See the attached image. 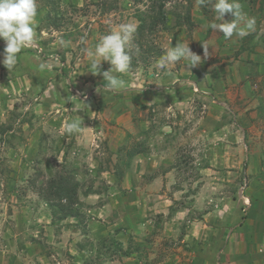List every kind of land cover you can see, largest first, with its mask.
Returning <instances> with one entry per match:
<instances>
[{
  "label": "rangeland",
  "instance_id": "rangeland-1",
  "mask_svg": "<svg viewBox=\"0 0 264 264\" xmlns=\"http://www.w3.org/2000/svg\"><path fill=\"white\" fill-rule=\"evenodd\" d=\"M195 1H165L169 21L133 35L129 69L112 73L126 86L110 92L102 76L110 63L93 75L88 50L121 24L137 27L142 17L148 25L159 2L37 0L36 46L18 54L11 72L0 64V264H222L229 253L234 264H264V19L257 6L238 1L255 18V31L226 40L208 27L219 23L215 0L208 14ZM181 43L202 62L157 68ZM5 47L0 39V61ZM40 63L52 67L41 71ZM253 111L260 119L249 117ZM74 120L81 130L66 133L65 122ZM235 123L250 130L246 149L234 154L241 135ZM225 124L229 158L236 159L209 168L204 137ZM150 155L166 160L159 174L172 170L159 192L172 198L168 204L142 190L158 170L143 171ZM62 172L78 183V216L53 222L40 189ZM106 204L112 212L100 211ZM205 216L226 223L214 222L213 236L209 225L191 226ZM248 219H258L256 240L243 236L253 228L244 229Z\"/></svg>",
  "mask_w": 264,
  "mask_h": 264
},
{
  "label": "clouds",
  "instance_id": "clouds-1",
  "mask_svg": "<svg viewBox=\"0 0 264 264\" xmlns=\"http://www.w3.org/2000/svg\"><path fill=\"white\" fill-rule=\"evenodd\" d=\"M209 0H197L198 5H204ZM215 20L208 25L213 30L219 31L223 37L228 40L233 35L244 38L252 31H255V18L248 17L241 10L238 0H215L213 4ZM225 14H230L232 20L226 22ZM37 15V0H0V39L6 47L3 51V59L0 61L8 72H11L18 62V54L24 49L36 46V33L34 30L35 17ZM136 31V25L133 23L121 24L117 30L102 37L96 45L95 50L89 49L87 56L91 62V73L100 74L99 66L102 61L110 63L111 68L102 73L103 79L107 82L106 89L110 92H116L126 86L123 79L113 75L116 73H125L129 69L132 57L128 48L131 44L133 35ZM64 40H60L61 46L65 45ZM205 55L207 48L204 47ZM184 60L189 68H195L199 65L201 57L193 53L188 44H177L170 47L156 64V67L165 70L170 65ZM41 71L51 68V63H40ZM65 131L68 134L78 133L81 130V121L65 122Z\"/></svg>",
  "mask_w": 264,
  "mask_h": 264
},
{
  "label": "crops",
  "instance_id": "crops-1",
  "mask_svg": "<svg viewBox=\"0 0 264 264\" xmlns=\"http://www.w3.org/2000/svg\"><path fill=\"white\" fill-rule=\"evenodd\" d=\"M252 114H253V117H252ZM249 117L250 118H257V119H260V116H259V114H258V112L257 111H253V112H251V113H249ZM237 124V125H236ZM235 125H236V127L238 128V132H240L241 133V135L238 133V140H237V143H238V146L236 147V152H234V154L235 153H237V152H239V151H242V147H244L245 149H246V143H247V140H246V130H250V128H246L247 126H248V124L247 123H245L244 125H243V127L242 126H239L238 125V123H235ZM230 125L229 124H225L219 131H217V132H215V133H212V134H206L205 135V139H206V141L209 143V148H210V150H211V157H209V158H211L210 159V166H209V168H211L213 165H212V162H217L218 160H219V162H221V164L223 163H226V162H228L229 160H235L236 159V157L234 156V157H232L231 159L229 158V150H230V146L228 145V138L227 137H225V134H223L222 135V130L223 129H226V128H228ZM224 131V130H223ZM239 135H240V138H239ZM239 143H240V145H239ZM224 149V150H223ZM224 151V153L223 154H221V151ZM213 155V156H212ZM214 157V158H213ZM144 159V158H143ZM144 161H145V163H144V165L142 166V169H143V171H145V169L147 170L149 167L150 168H153V169H155L156 168V166H158V170H156L157 172V174L154 176V178H152L150 181H148V182H144L143 183V191H145L146 192V197H147V199L148 198H150V197H159V198H162V202H164V203H167L168 204V202H170L171 200H172V198H170L169 196H168V194L166 193V192H164V193H159L161 190H162V188H164L165 190L169 187L168 186V184L169 183H167V178L170 176V172L172 171V170H170V171H164L163 172V169H162V172H160V174L158 173L159 171H160V168L162 167V166H164L165 165V163H166V160H165V158H161L159 155H156L155 157H153V156H148V158L147 159H144ZM209 168H206L205 169V172H207V171H211V169H209ZM239 170V169H238ZM247 172L249 171V170H246ZM148 172V171H147ZM141 175H143V174H145V173H140ZM148 174V173H147ZM219 174H221V172L219 173ZM260 177H262V175L260 174V176H259V178ZM252 180V183L254 182V181H256V179H254V178H252L251 179ZM210 182H208V181H206V183L205 184H203V188H205L204 189V192L206 193L207 191H208V189L207 188H209L210 187ZM213 184V183H212ZM217 185H221V183L219 182V183H217ZM153 191H157V196H155V192H153ZM95 197H98L99 196V194H93ZM264 196V195H263ZM89 198H90V195L88 196ZM87 197V198H88ZM88 198V199H89ZM247 199V198H246ZM248 200V199H247ZM144 202V201H143ZM225 202H227V198H222V199H220V203H221V206L222 207H224V206H226L224 203ZM264 202V198H263V201H262V203ZM260 204V206L262 207L261 208V210H260V215L259 216H261V217H264V204ZM136 204H138V203H136ZM258 205V204H257ZM133 206H135V203L133 204ZM156 206V205H155ZM169 206V205H168ZM260 206H258V208L260 207ZM102 208L100 209V211H102V210H104V213H105V211L106 212H110L111 210H110V204H106V205H102L101 206ZM136 207V206H135ZM166 207H167V205H166ZM121 208V206H119L118 207V210ZM112 212V211H111ZM224 217V216H223ZM220 219V218H219ZM221 221H222V223L224 222V223H226V219H225V217L223 218V219H220ZM220 220H217V218H213L212 220H210V221H208V217L207 216H205L204 217V219L202 220V221H200V222H194V223H191V226H194V227H196V228H200L202 225H203V223H204V225H209V227L207 228L206 227V231H207V233L206 234H211V236H213V234H214V222H220ZM245 221V220H244ZM171 222V221H170ZM207 222H209V223H207ZM237 223V222H236ZM242 223H244V222H242ZM255 223H257V224H259V222H258V219L256 220V221H254V219H248L246 222H245V225H244V229L248 226V225H252L253 226V228H251L252 230H250V228H249V231H247L246 233H244L243 234V236H246V234H251V239H253V240H256L257 239V237H256V234H255V230H257V231H259V227L257 228L256 226L254 227V224ZM140 223H139V221L138 222H136V225H139ZM218 224V223H217ZM261 224V223H260ZM241 225H243V224H241ZM240 225V226H241ZM225 229V228H224ZM217 230V229H216ZM261 230H262V228H261ZM262 236H264V233L262 234ZM261 236V237H262ZM242 238V237H241ZM262 239H264V237L262 238ZM248 248L247 247H243L242 248V250H241V252L240 253H236V256H240L241 257V259H243L247 254H248ZM228 255H230V253L229 254H227L226 256H225V258H224V260H222V264H234V263H231L230 261H229V258H228ZM238 264H241V263H239V262H237Z\"/></svg>",
  "mask_w": 264,
  "mask_h": 264
},
{
  "label": "trees",
  "instance_id": "trees-1",
  "mask_svg": "<svg viewBox=\"0 0 264 264\" xmlns=\"http://www.w3.org/2000/svg\"><path fill=\"white\" fill-rule=\"evenodd\" d=\"M46 2L49 0H41ZM158 4V13L155 17L150 16L149 23L146 25L147 20L142 17H138V25L136 27L135 35L143 36L144 32L147 29L155 27L158 23H164L169 21L166 19L164 13L162 12L163 3L168 0H156ZM188 5H191L192 0H185ZM213 1V0H209ZM241 4L246 3L250 6H257V10L261 13L262 18L264 19V0H238ZM197 2V0L195 1ZM206 4L199 5L203 14H208L209 10L206 8ZM208 11H207V10ZM189 19V16L186 17ZM189 22V21H188ZM72 173H58L55 176L51 177L48 181V184L45 187L40 189V195L45 201L46 206L50 210L52 220L62 221L66 218L73 217L77 218L78 212L73 209V205L77 202V193H78V183L73 178ZM89 193V192H87ZM85 193V194H87Z\"/></svg>",
  "mask_w": 264,
  "mask_h": 264
}]
</instances>
